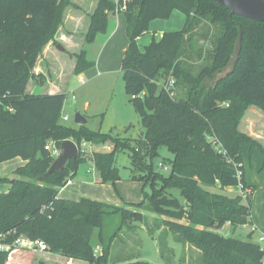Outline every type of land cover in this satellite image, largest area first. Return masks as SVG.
Here are the masks:
<instances>
[{"label": "trees", "instance_id": "1", "mask_svg": "<svg viewBox=\"0 0 264 264\" xmlns=\"http://www.w3.org/2000/svg\"><path fill=\"white\" fill-rule=\"evenodd\" d=\"M70 3L0 0V163L13 158L26 162L15 169L12 185L11 180H0L10 184L7 192H0L1 242L12 245L19 237L41 240L46 246L42 252L87 264H109L113 239L121 229L131 227L132 221L143 222L139 209L146 204L179 243L199 250L201 264H262L264 249L251 240L253 233L246 239L217 233L226 223L233 229L251 223L250 194L246 203L240 195L233 198L215 190L238 187V183L249 190L253 187L244 165L264 170L263 145L238 129L252 106L264 113V23L231 15L211 0H128L123 11L128 45L120 72L124 92L144 128L143 137L131 147L86 125L72 128L60 124L65 93L26 92L30 80L42 83L33 72L36 60L53 40ZM114 10L112 0H97L85 44L106 33ZM174 11L183 14V28L165 32L141 49L137 40L149 31L150 23L169 20ZM203 21L219 26V33L212 41L209 59L193 73L189 61L191 55H199L191 41L195 27ZM239 29L241 50L233 74L212 82L214 73L230 60ZM85 56L84 49L74 54V75L94 65ZM171 77L173 87L185 90L180 98H175L173 87L164 88ZM67 139L92 145L113 143L109 153L92 155L100 183L119 180L115 154L129 150L130 179L150 183L151 194L145 195L142 204L133 205L137 210L87 198L76 202L59 198V188L72 180L86 161L77 155L61 171L44 177L54 162L46 148L48 142L61 144ZM213 140L233 163L217 154ZM161 144L175 155L168 174L154 171L151 163ZM174 189L179 197L172 194ZM112 214H119L121 223L106 240L104 219ZM95 229L98 254L91 245ZM33 252L17 247L0 251V264H29ZM126 264L151 263L137 260Z\"/></svg>", "mask_w": 264, "mask_h": 264}, {"label": "rangeland", "instance_id": "2", "mask_svg": "<svg viewBox=\"0 0 264 264\" xmlns=\"http://www.w3.org/2000/svg\"><path fill=\"white\" fill-rule=\"evenodd\" d=\"M70 2V5L63 10L62 21L58 26L57 33L53 40L46 44L51 43L52 52L49 54L48 60L42 61L43 74L36 75L42 78V84L45 83L43 88L41 85H37L39 87L36 93L39 94L40 91L43 92L48 86L53 85L55 89L66 94L60 124L76 128L74 117L76 113H79L86 118L85 125L89 130L104 135L109 134L123 144L129 143L133 147L136 141L143 137L144 128L138 114L129 102L126 92H124V80L120 72L122 57L128 45L124 15L118 16L117 19L111 15L106 33L98 34L93 41L85 44L84 37L88 31L86 26L97 0H70ZM183 19L182 13L174 11L169 20H153L149 25V31L139 37L137 44L142 49L152 40H157L161 30L168 32L181 30ZM114 30V35L106 39ZM218 33L219 26L209 25L204 21L195 27L191 42L198 50L199 56L191 55L189 62L193 73L203 67L209 59L208 55L213 49L212 41ZM61 34H66L70 41L65 39L64 42L60 41ZM58 44L64 48L63 51L57 49ZM82 49L86 51V61L94 62V65L91 69L74 75V54ZM41 55L42 53L39 57ZM35 81L40 82L36 79ZM172 91L175 98H180L185 93L182 87L176 85ZM247 111L240 120L238 129L245 133L254 132L264 136V113L254 106ZM63 116H67L68 120L63 121ZM106 145L111 146L110 151H112L113 143L109 141ZM100 146L95 145L98 149ZM155 155L151 160L154 171L168 174L169 171H164L159 167V164L170 166L175 155L164 144L157 146ZM7 164L6 162L0 163V168H4ZM115 167L119 172V180L114 183H100V174L96 171L94 163L90 159L86 160L79 165L73 183L59 193L61 199L65 198L76 202L81 198H87L116 207H129L130 210H137L133 208V205L142 204L145 195L151 194L150 183L130 179L131 153L127 149L115 154ZM244 169L247 181L253 187L252 190L249 189L251 223L236 229L223 226L217 231L222 236L246 239L251 226H256L264 232V170L258 172L254 165L251 168L244 165ZM87 170L92 171L87 173ZM2 185L7 187L6 183L1 184V188ZM171 192L175 196L179 195L177 189ZM215 192L234 198L239 195L240 190L238 187H230L222 191L215 190ZM243 201L247 203L246 200ZM139 210L144 215L143 222L134 220L130 223L131 227H124L118 232V237L113 239L110 246L109 264H125L124 262L133 261L136 258L146 260L151 264H184L182 257H188V255H191V264H201L199 250L192 247V251L185 255L184 245L179 243L175 235L166 227V231L162 235L154 230L162 221L160 216L151 212L146 204ZM120 219L119 214H112L104 219L103 233L106 240H109L118 229L121 223ZM149 228L153 229L154 233L149 232ZM97 234L98 230L95 229L91 242L94 249H98L100 246ZM257 236V232L252 235L251 240L254 243L258 242ZM164 241L172 251L168 257L164 254L161 256L158 251ZM259 245L264 248V243H259ZM52 257L42 255V251H36L32 253V259L29 258V264H38L39 261L53 264Z\"/></svg>", "mask_w": 264, "mask_h": 264}, {"label": "water", "instance_id": "3", "mask_svg": "<svg viewBox=\"0 0 264 264\" xmlns=\"http://www.w3.org/2000/svg\"><path fill=\"white\" fill-rule=\"evenodd\" d=\"M216 4H219L224 9H227L231 15H237L246 20H251L258 23H264V0H211ZM241 35L242 31L239 29L238 36L235 39L233 53L230 56V60L226 66L220 68L214 73L212 82H219L220 80L232 75L235 65L239 60V53L241 50ZM57 49L63 51L64 48L61 45H57ZM86 118L79 113H76L74 117L75 125H85ZM77 159V147L74 141L67 139L62 141L60 146V153L57 159L51 164L48 170L45 172L44 177H49L55 172L61 171L69 161ZM11 185L14 183V179L10 181Z\"/></svg>", "mask_w": 264, "mask_h": 264}, {"label": "crops", "instance_id": "4", "mask_svg": "<svg viewBox=\"0 0 264 264\" xmlns=\"http://www.w3.org/2000/svg\"><path fill=\"white\" fill-rule=\"evenodd\" d=\"M95 7H93V9H94ZM93 11V10H92ZM92 13V12H91ZM121 15H123V14H121ZM121 15H112V16H114L115 17V19H117L118 18V16H121ZM183 23H184V19H183ZM152 24V22L150 23V25ZM88 26H89V23H88V25L86 26V29L88 28ZM182 26H183V24H182ZM88 30V29H87ZM177 31H179V30H177ZM165 32H168V31H160V33H159V38L157 39V40H159L160 39V37H161V35L163 34V33H165ZM114 33H115V30L114 31H112V32H110V34L106 37V39L108 38H111L113 35H114ZM69 37L68 36H66V34H61V37H60V41H62V42H64V39L67 41H70L69 39H68ZM139 39V38H138ZM137 42H138V40H137ZM51 43H49L48 45H46V47L44 48V50H43V52H42V55L39 57V59H38V63L36 64V66H35V68H34V74L35 75H39V74H43V72H44V70L42 69V66H41V64H42V61H44V60H48L47 58H48V56H49V54H51V45H50ZM74 66H75V63H74ZM73 69H74V67H73ZM37 85H41V87L43 88V86L45 85V83H39V82H36L35 80H30L29 81V83L27 84V87H26V92H29V93H36L37 91V88L39 87H37ZM51 87H49L48 86V88H46L43 92L42 91H40V93L39 94H51V95H53V94H59V93H62L61 91H58L57 89H55V87H53V85H50ZM38 94V93H37ZM248 111H246V113H247ZM250 123L252 124V122L250 121ZM260 123V122H259ZM243 133H245V132H243ZM245 134H247L248 136H250V137H254L255 139H257L262 145H263V147H264V136H262V135H259L258 133H254V132H248V133H245ZM6 163H8L7 164V166H5L4 168H0V180H13V179H15L16 178V176L14 175V171H15V169L16 168H19V167H21V166H24L25 164H26V162L25 161H23L22 159H20V158H13V160H11V161H7ZM92 171V170H91ZM90 170H87V173H90L91 172ZM72 183H73V179H72ZM1 184H5V183H2V181H0V185ZM9 187H10V184H7V187H3V185H2V188L0 187V192H7V190L9 189ZM59 198H61L60 197V195H59ZM65 199V198H64ZM71 201V200H70ZM129 208V207H128ZM142 216H144L143 215V213H142ZM226 227H228V228H230V229H233L231 226H228V225H225ZM165 227L160 223L154 230L157 232V233H159L160 235H162V234H164L165 233V231H166V228L164 229ZM149 232H153L154 233V231H153V229H150L149 228ZM162 237V236H161ZM92 242V241H91ZM191 248L192 247H189V246H187V245H184V251H185V255H187V253H190L192 250H191ZM94 249V248H93ZM164 251V253H163V251ZM159 254L161 255V256H163L162 254H164L166 257H168L169 256V254H171L172 253V251L170 250V248L168 247V245H167V242H163V244H161V246H160V248H159ZM100 252V246L98 247V249H94V253H99ZM42 255H49V256H53L52 258H53V264H87V263H85V262H82V261H80V262H76V261H73V260H70V259H67V258H62V257H60V256H58V255H54V254H50V253H46V252H42ZM190 257H191V255H188V257L186 256H184V257H182V261L184 262V264H191V261H190ZM137 260H140V261H144V260H141L140 258H136V259H134L133 261H137ZM146 261V260H145ZM40 262H44V263H47L46 261H39L38 262V264L40 263ZM129 262V261H128ZM128 262H124L125 264L126 263H128ZM48 264V263H47Z\"/></svg>", "mask_w": 264, "mask_h": 264}, {"label": "built area", "instance_id": "5", "mask_svg": "<svg viewBox=\"0 0 264 264\" xmlns=\"http://www.w3.org/2000/svg\"><path fill=\"white\" fill-rule=\"evenodd\" d=\"M112 1L115 4L114 15L123 14V11L125 9V3L128 0H112ZM173 85H174V79L171 77L165 83L164 88L171 89L173 87ZM62 120L67 121L68 117L63 116ZM213 139H215V138H213ZM211 140H212V138H211ZM74 143L76 144V147H77V155H80V157L82 159H85V160H89V159L91 160L94 152L109 153V151L111 150V146H108L106 144L101 145L100 148L98 149L95 147L94 144L92 145V144H90L86 141H83V140H81L79 143H76L74 141ZM60 146H61V144H58L54 141L48 142L46 148L48 149L49 156L51 158H53V160L57 159V157L60 153ZM213 147H214V150L217 152V154L222 155V157H224L226 159V162H228L229 164L233 163L232 160L229 159L228 153H226L225 149L216 140L213 142ZM159 167H161L164 171L169 170V168L164 166L163 164H159ZM237 175H238L237 177H239L240 172H238ZM71 184H72V180L68 179L66 181L65 185L62 186L61 188H59V193L62 192V189H64L66 186H69ZM238 188L240 190L239 195L241 196V198L243 200H245L249 194V190L246 187H244L241 183H238ZM226 225L230 226V223H226ZM250 232L253 233V235L255 234V232H257L258 233V236H257L258 242L264 243V232L260 231L256 226H251L249 234H250ZM2 238H4V236L0 235V251H8L11 248H15V247L22 248V249L29 250V251H31V250L43 251L46 248L45 243L41 240H29V239H26L23 237H19L15 240V242L12 245H9V244L2 243L1 242ZM262 264H264V259L262 260Z\"/></svg>", "mask_w": 264, "mask_h": 264}]
</instances>
